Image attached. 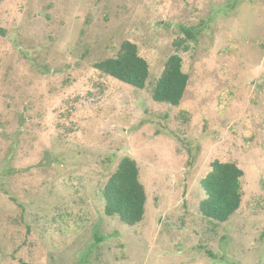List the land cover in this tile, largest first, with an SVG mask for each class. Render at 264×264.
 Instances as JSON below:
<instances>
[{
	"label": "rangeland",
	"instance_id": "rangeland-1",
	"mask_svg": "<svg viewBox=\"0 0 264 264\" xmlns=\"http://www.w3.org/2000/svg\"><path fill=\"white\" fill-rule=\"evenodd\" d=\"M0 27V264H264V0H0ZM125 40L142 89L93 66ZM174 53L178 105L152 98ZM124 156L136 225L104 213ZM215 159L244 171L225 222L199 210Z\"/></svg>",
	"mask_w": 264,
	"mask_h": 264
},
{
	"label": "trees",
	"instance_id": "trees-1",
	"mask_svg": "<svg viewBox=\"0 0 264 264\" xmlns=\"http://www.w3.org/2000/svg\"><path fill=\"white\" fill-rule=\"evenodd\" d=\"M200 26L184 27L188 39H195ZM0 35L5 30L0 27ZM187 49V47H184ZM94 68L121 82L142 89L149 76V63L139 54L135 43L125 40L114 57L93 64ZM189 82L183 71L182 58L171 54L152 89V98L157 102L178 105ZM244 171L235 162L213 160L209 171L200 179L204 197L199 203L203 216L218 222L227 221L239 208L242 201V178ZM104 213L117 215L123 223L136 225L145 214L147 194L139 179V167L135 159L124 156L110 174L102 189ZM23 264H28L23 262Z\"/></svg>",
	"mask_w": 264,
	"mask_h": 264
}]
</instances>
